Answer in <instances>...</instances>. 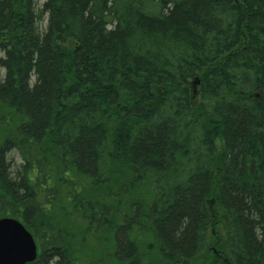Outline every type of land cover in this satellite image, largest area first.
Instances as JSON below:
<instances>
[{"label": "trees", "instance_id": "trees-1", "mask_svg": "<svg viewBox=\"0 0 264 264\" xmlns=\"http://www.w3.org/2000/svg\"><path fill=\"white\" fill-rule=\"evenodd\" d=\"M0 67L32 264H264V0H0Z\"/></svg>", "mask_w": 264, "mask_h": 264}, {"label": "water", "instance_id": "water-1", "mask_svg": "<svg viewBox=\"0 0 264 264\" xmlns=\"http://www.w3.org/2000/svg\"><path fill=\"white\" fill-rule=\"evenodd\" d=\"M39 255L34 236L18 219H0V264H32Z\"/></svg>", "mask_w": 264, "mask_h": 264}, {"label": "rangeland", "instance_id": "rangeland-1", "mask_svg": "<svg viewBox=\"0 0 264 264\" xmlns=\"http://www.w3.org/2000/svg\"><path fill=\"white\" fill-rule=\"evenodd\" d=\"M46 0H38V9H42L43 8V4L45 3ZM40 24V28L41 30H45L46 26H47V16H44L43 20L39 23ZM0 71L2 72V75H4L5 71L0 67ZM10 159L12 162H14L15 164H18L20 162V157L17 151H13L10 154ZM212 254H214L215 256L218 255V250L216 248H212V250L210 251Z\"/></svg>", "mask_w": 264, "mask_h": 264}]
</instances>
